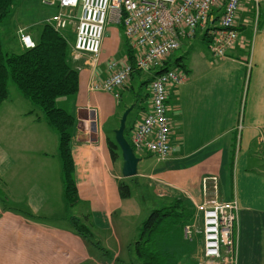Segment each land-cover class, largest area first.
Returning a JSON list of instances; mask_svg holds the SVG:
<instances>
[{
	"label": "crops",
	"instance_id": "0c3cea01",
	"mask_svg": "<svg viewBox=\"0 0 264 264\" xmlns=\"http://www.w3.org/2000/svg\"><path fill=\"white\" fill-rule=\"evenodd\" d=\"M248 10L254 16L253 8L242 3L237 17L240 41L227 51L226 57H215L209 52L208 38L203 33L206 38H201L209 57L203 50H193L190 61L186 57V62L184 58L179 61L184 64V68H179L186 79L168 90L170 154L158 160L148 151L135 152L139 157L137 174L131 181L125 178L132 182L129 198L119 196L122 159L121 154L113 159L107 146V139L111 138L106 131L118 121L117 109L123 105L125 90L131 96L124 110L135 105L139 93L133 82H140L142 76H132L120 89L118 99L110 92L92 88L107 75V62L116 58V48L112 51L106 35L113 45L121 37V55H126L122 26L112 22L106 25L96 62L86 54L73 58L78 71L77 92L58 97L57 104L74 118V206L82 217L91 220L93 236L94 229L103 234L109 232L104 238V249L111 250L107 246L110 238L118 249L110 251L112 258L121 252L117 231L120 235L126 232V223L143 215V195L160 205L181 198L194 208L202 200L201 179L214 174L218 177L220 199H235L238 204L233 236L237 264H264V147L259 140L264 134V31H254V23L248 31L242 22ZM75 11L79 14L80 9ZM8 92L0 104V264H90L87 243L72 231L66 215L57 135L30 101L18 91ZM149 107L147 94L140 106H134L138 117L129 127ZM91 110L93 136L87 128ZM130 136L129 133L131 141ZM54 220H64L67 225L49 222ZM156 246L174 264H197L191 253L192 244L186 245L185 250L181 247L177 255L171 253L172 243L161 239ZM131 255L128 248V259L120 263L129 264Z\"/></svg>",
	"mask_w": 264,
	"mask_h": 264
},
{
	"label": "built area",
	"instance_id": "2783aa9c",
	"mask_svg": "<svg viewBox=\"0 0 264 264\" xmlns=\"http://www.w3.org/2000/svg\"><path fill=\"white\" fill-rule=\"evenodd\" d=\"M248 1L255 3V17L258 18L257 5L261 0H42V3L56 8L46 22L60 33H64L75 19L73 58L86 54L96 62L106 25L112 22L122 26L134 63L130 64L126 55L109 60L107 75L92 86L95 90L110 92L118 99L120 89L128 84L134 70L151 73L159 69L167 57L184 42L193 39L199 29H203L208 38L209 52L215 57H226L227 51L240 41L237 17L242 3ZM78 8L80 12L76 15ZM256 27L255 21L254 31ZM18 34L22 48L35 46L29 33L20 29ZM185 79L186 75L179 67L152 76L147 87L149 110L129 132L134 152L148 151L158 160L169 156L168 90ZM93 118L94 110H91L90 119ZM259 140L264 147V134ZM201 191L202 200L196 204L201 215L203 236L199 264H237L233 241L237 201L220 199L218 177L214 174L201 179ZM192 233L193 228L189 224L183 227L186 239H191Z\"/></svg>",
	"mask_w": 264,
	"mask_h": 264
},
{
	"label": "trees",
	"instance_id": "16d2710c",
	"mask_svg": "<svg viewBox=\"0 0 264 264\" xmlns=\"http://www.w3.org/2000/svg\"><path fill=\"white\" fill-rule=\"evenodd\" d=\"M16 0H0V33L1 27L11 12ZM35 46L16 51L3 49L0 39V104L8 97V82L10 81L25 99L36 107L45 122L51 127L58 138L57 153L61 162L63 197L67 207L73 206L77 200V190L74 179V164L71 155V132L74 118L62 108L55 105V100L61 96L76 94L78 85V71L73 62L71 47L63 33L56 31L51 25L44 23L37 31ZM206 38L205 36H203ZM20 43V42H19ZM125 54L133 65L134 59L127 43ZM171 55L164 61L163 66L151 72V77L142 80L139 87H143L144 95H138L135 107L140 106V101L147 96L146 87L152 76L172 68ZM178 57L173 66L184 68ZM141 72L134 70L132 76H139ZM131 127L125 128L124 135L128 138ZM107 146L113 159L120 155L119 147L115 140L107 139ZM134 177L128 178L129 180ZM127 179V178H126ZM126 179L118 181V193L121 198L132 196V182ZM130 180V181H131ZM188 202L181 198H174L160 208L151 211L148 218L142 223L136 240L129 246L132 255L138 264H174L164 253L157 249V238L163 236L164 223L168 220L182 218V227L189 224L194 217V212ZM33 218L31 214L26 215ZM72 231L86 243L96 246L101 250L92 235L91 229L80 222L77 217H69ZM109 254L108 251H105ZM110 255V254H109ZM111 256V255H110Z\"/></svg>",
	"mask_w": 264,
	"mask_h": 264
},
{
	"label": "rangeland",
	"instance_id": "374dc122",
	"mask_svg": "<svg viewBox=\"0 0 264 264\" xmlns=\"http://www.w3.org/2000/svg\"><path fill=\"white\" fill-rule=\"evenodd\" d=\"M244 4L247 5L249 9L253 7V13H254V16H252L249 14V10H248L242 19V22L247 25L246 27L248 28V31L253 29V23L255 21L258 24L256 29L259 32L264 31V0H261L257 5L258 18L257 16L255 17V10H254L255 3L253 1L251 2L248 1ZM55 12H56L55 8L45 6L42 3V0H16L15 3L13 4V7L11 8V12L9 16L7 17V19L5 20L4 24L1 27L0 39L3 44V49L4 50L11 49L14 51L18 49V44H19L18 32L20 29H22L24 32L29 33L33 37V39H35L38 33L37 32L38 29L44 23H47L46 21L48 20V18L51 15H54ZM75 14L77 15V13ZM251 19H252V22H250ZM74 23H75V19H73V22H71V24L67 26V28L64 30V33H63V36L67 40L69 47L73 45L74 39H75L74 31L71 30L72 26H74ZM242 29H239V31H241ZM203 33H204L203 29L197 30L196 36L193 39L188 40V42L186 41L187 43L184 42L181 48L175 50L171 54L169 62L172 65V68L176 67V66H173V64L175 62L174 60L178 57H183L185 62H186V58H188L187 60L190 61V57H191V54L193 53V50H203L204 53H206V42H204L202 40L203 38H201L203 37ZM105 40H107L110 43V45H112L111 47L112 51L116 48V52L113 54V56L116 57L114 59H119V57L122 56L121 49L124 47V42L122 41V38L121 37L118 38L116 45H113V43L110 42L111 39L109 35H106ZM189 43H190V46H189ZM71 52H72V49H71ZM187 64L189 65V63ZM148 75H150L149 72H141L142 77L140 78V82L142 80L148 79L149 77ZM140 82H139V79H135V81L133 82L134 90L139 94H141V92L142 93L144 92L143 87H139ZM7 87L10 92H12V90L18 91L16 87L10 81L8 82ZM130 96H131V93H129V91L125 90L123 92L122 98H121L123 101V105L119 106V108L117 109L118 111L117 120L118 121L117 123L114 122L111 125L118 127L119 119L122 113L124 112L123 106L125 103H127ZM62 97H65V96H62ZM55 105L58 108H60L59 105L57 104V98L55 100ZM87 116L90 117V113ZM135 117H138L136 108H134L127 117V121H126L127 127L129 126L131 121L135 119ZM88 124L89 125L87 126V128L90 130V133L93 136L95 132L93 120L91 119L88 120ZM113 126L109 127L106 131L107 135L112 140H114V129H113L114 127ZM143 196H144V199L140 198L142 214H143V215L141 214L142 217H138L139 219L135 218L132 221V223L128 221V223H126V232L123 231L121 235L117 231L118 238H119L118 244H119V247L121 248V252L120 253L118 252L119 257L118 256L117 257L120 260L117 259L116 256H115V259L112 258L110 251L112 250L113 252H115L117 249V245L113 243L111 238H110V243L107 244V246L111 249V250H108L111 256L105 252L106 250L104 248L106 246H104V238H106L105 235L109 232L104 231V234H103L102 231L97 232L94 229L93 233L95 235L92 238L99 239L100 243L99 242L97 243L103 249L99 250L97 249L96 246H91L90 244L87 243V248L89 250L88 255L92 260V261L90 260L91 261L90 264H123L120 262L126 261L128 259V257L126 256V253H128V248L133 243L132 241L136 240L137 235L140 230L139 228L142 226V222L148 218L153 208L161 207L160 205L161 203H158L157 201L153 203V200L149 196L147 195H143ZM190 208L194 212V215H193L194 217H192L193 219L189 223V225L193 228L191 239H186L183 236V227H182L183 221H181L182 218H179L174 221L168 220L164 223L163 233L165 234V237L163 238L162 236H160L157 238V241L161 242V239H162V241H167V243H172L171 250L173 252L171 253H175L176 255L180 253L181 247H182V250H185L186 245L188 246L192 244L193 250L191 253L195 254L194 256L195 263L199 264V262L202 259V256H201L202 255V240H203V236L201 233L202 221H201L200 212L197 211L196 206L194 208L193 207H190ZM65 211H66L67 216L69 217L74 216L80 219V222L89 226L92 232L93 227L91 226V220L89 219V217H86V216L82 217L77 207L73 205V206L67 207V210ZM49 222L52 224L54 222V224L67 225V222H65L64 220L63 221L54 220V221H49ZM194 249L196 250L194 251ZM127 262L129 264L139 263L137 258L133 255H131V260Z\"/></svg>",
	"mask_w": 264,
	"mask_h": 264
},
{
	"label": "water",
	"instance_id": "95a60500",
	"mask_svg": "<svg viewBox=\"0 0 264 264\" xmlns=\"http://www.w3.org/2000/svg\"><path fill=\"white\" fill-rule=\"evenodd\" d=\"M134 106V104H131L124 110L119 119L118 127L114 129V140L119 147L122 159L121 175L123 178L135 176L137 174V164L139 162V157L136 155L132 145L124 135L127 117L133 110Z\"/></svg>",
	"mask_w": 264,
	"mask_h": 264
}]
</instances>
